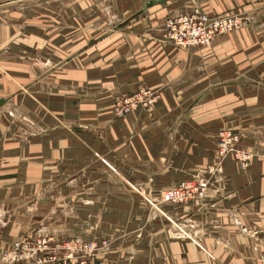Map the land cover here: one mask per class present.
I'll return each mask as SVG.
<instances>
[{
	"label": "crops",
	"instance_id": "obj_1",
	"mask_svg": "<svg viewBox=\"0 0 264 264\" xmlns=\"http://www.w3.org/2000/svg\"><path fill=\"white\" fill-rule=\"evenodd\" d=\"M151 1L0 0V216L31 231L57 185L85 238L143 226L122 246L135 264H264V0ZM195 8L245 22L211 47L167 41ZM141 87L155 109L116 116ZM226 129L253 161L229 155L203 201L152 213L145 198L219 163Z\"/></svg>",
	"mask_w": 264,
	"mask_h": 264
},
{
	"label": "built area",
	"instance_id": "obj_2",
	"mask_svg": "<svg viewBox=\"0 0 264 264\" xmlns=\"http://www.w3.org/2000/svg\"><path fill=\"white\" fill-rule=\"evenodd\" d=\"M245 22V18L241 14H232L226 16H210L200 8H195L192 12L181 14L178 16L168 17L164 26L163 33L165 39L184 47H211L216 37L240 30ZM161 93L159 90L149 87H141L131 95L120 98L115 104L116 116H125L135 110L152 112L159 99ZM232 136H237L236 140ZM218 141V154L220 161L217 165L209 167V170L200 174L193 180H186L178 185L165 189L161 198L164 202H170L173 205H187L195 201H201L208 194L211 182H214L219 175L224 173V160L228 154H233L246 167L254 159V155L239 148L237 142L241 139L239 133L223 130L220 132ZM221 139V141H220ZM155 201H157L155 199ZM162 204V203H161ZM158 203V206L160 205ZM48 236V235H47ZM52 240V239H51ZM103 245L108 246L113 243L111 239L105 238ZM40 239L38 245L27 240H17L11 248H3L0 252V264L3 261H9L13 264V260L29 255L35 259H40L43 252L42 246L47 248V240ZM52 240L53 244L70 246L72 248L92 244L91 247L99 246L97 243L87 242L82 238L66 239V241ZM50 243V242H49ZM108 248V247H107ZM106 249V247L104 248ZM52 256L48 254L47 259L42 260V264H63L61 258L65 257L63 253L61 258H54V250ZM103 250V249H102Z\"/></svg>",
	"mask_w": 264,
	"mask_h": 264
},
{
	"label": "rangeland",
	"instance_id": "obj_3",
	"mask_svg": "<svg viewBox=\"0 0 264 264\" xmlns=\"http://www.w3.org/2000/svg\"><path fill=\"white\" fill-rule=\"evenodd\" d=\"M228 130V129H226ZM223 131V130H222ZM220 131V132H222ZM233 131V130H230ZM220 132L217 135V145H218V141H219V135ZM235 132V131H233ZM237 133V132H236ZM232 138L234 140H236L237 136H232ZM241 140V139H240ZM240 140H238L237 143L238 147L240 144ZM221 141V139H220ZM241 148V147H239ZM229 155H233V154H228L226 156V158ZM235 156V155H234ZM236 157V156H235ZM237 159V158H236ZM238 160V159H237ZM209 170V168L206 170V172ZM199 175L195 176L193 179L197 178ZM192 179V180H193ZM186 181V180H185ZM183 182V181H182ZM181 183V182H180ZM213 182H211L212 185ZM210 185V187H211ZM43 187H47V189L49 190L50 186H41V189L39 190V192L42 190ZM54 189V194L56 196L55 198V205H51V210L48 211V213L50 214V216H42L43 214H39V217H29V220H32L33 222V228L31 231H26L23 233L21 228L18 227L20 229L19 231H16L15 229H10V227L12 225H8V223L5 221V216H0V252L4 251L3 248H11L12 245L17 241V240H27V241H31L32 243L38 245L40 242V239L42 240V242H44L43 240H47V245L48 247L45 248L42 246V251L43 254L41 256L40 259H35L29 255H24L21 258H17L15 260H13V264H42V260L44 261L45 259H47V255L50 254L49 257L52 256V250L51 248H53L54 250V258H61L62 254H65L64 258L60 259V262H63V264H135L136 260L132 261L134 256H136V254L138 252H140L137 249V252L135 251L136 248H132V246H127L125 248H123L122 246H124L127 243H133L135 241V237L139 235L138 240H142L144 234L141 233L140 230H142L141 228H137V231H139L138 233L135 234H129V233H125L124 230L121 231L122 236L119 237L120 234H114V233H103L100 237L97 238H85L84 237V231L81 230L82 228H80V222H75L74 221V217L75 220H78L79 217L78 213L74 214V217H71V215L73 213H75V210L73 211V206H71V203L69 202H64L65 199L64 196L66 194H64L63 192H61V188L58 190V186H54L52 187V190ZM168 189V188H166ZM45 190L43 193H39L36 192L37 195L34 196V198H32L33 200H30L31 202H29L30 204H32L35 209L37 206H40V203L43 201V199H50L52 194H47V191ZM165 189L161 190L159 192V195L156 196V200L157 201H147L146 198L144 200V204L147 208H149L150 211H152V213H156L160 211L158 203L161 204L160 206H164V205H171L173 206V204H171L170 202H164L161 200L162 196H163V191ZM209 192V191H208ZM39 193V194H38ZM51 195V196H50ZM207 197V195H206ZM206 197H204L201 201H203ZM78 206V205H77ZM6 207V206H5ZM4 208V207H2ZM73 213H70L72 212ZM47 213V214H48ZM157 217V216H156ZM12 218V217H11ZM19 220L21 218H18ZM92 219L91 224L94 225V218H90ZM12 221H14V219L12 218ZM90 221V220H89ZM76 225V229H71ZM138 227V226H136ZM120 233V232H119ZM48 235V236H47ZM99 235V234H98ZM123 236L125 237V240L123 238ZM73 237L74 238H82L83 240L92 243H97L99 246L96 247H91V243L84 245V246H78L75 248H72L70 246H65L62 245L61 247H59V244H53L52 246V240H56V241H66V239H71ZM105 238L107 239H111L113 241V243H111V245L105 246L103 245L105 243ZM52 239V240H51ZM118 239H121L119 242ZM123 239V241H122ZM50 242V243H49ZM63 242V243H64ZM106 247V249H104ZM108 247V248H107ZM116 247V249H115ZM103 249V250H102ZM127 249L128 253L126 252ZM134 252V256L130 255L131 253L133 254ZM53 257V256H52ZM2 264H9V261H3Z\"/></svg>",
	"mask_w": 264,
	"mask_h": 264
},
{
	"label": "water",
	"instance_id": "obj_4",
	"mask_svg": "<svg viewBox=\"0 0 264 264\" xmlns=\"http://www.w3.org/2000/svg\"><path fill=\"white\" fill-rule=\"evenodd\" d=\"M167 1H169V0H152L151 2H150V5L152 6L153 4H161V3H163V2H167ZM2 102H0V104H1Z\"/></svg>",
	"mask_w": 264,
	"mask_h": 264
}]
</instances>
